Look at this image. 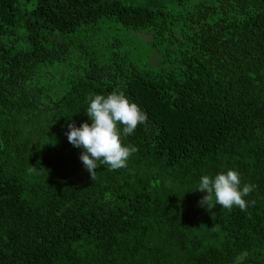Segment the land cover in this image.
Wrapping results in <instances>:
<instances>
[{
  "label": "trees",
  "instance_id": "obj_1",
  "mask_svg": "<svg viewBox=\"0 0 264 264\" xmlns=\"http://www.w3.org/2000/svg\"><path fill=\"white\" fill-rule=\"evenodd\" d=\"M115 90L147 119L93 181L66 132ZM229 168L247 209L201 206L200 177ZM245 251L264 264V0H0V264Z\"/></svg>",
  "mask_w": 264,
  "mask_h": 264
},
{
  "label": "clouds",
  "instance_id": "obj_2",
  "mask_svg": "<svg viewBox=\"0 0 264 264\" xmlns=\"http://www.w3.org/2000/svg\"><path fill=\"white\" fill-rule=\"evenodd\" d=\"M86 104L85 114L91 123L84 122L79 127L70 123L66 136L70 144L82 149L79 159L94 181L100 165H106L109 171L127 167L130 156L138 149L131 144L124 145V138L132 135L137 126L146 121L147 115L119 90L106 96L90 93ZM254 188L251 184L242 186L239 172L229 168L214 177L202 175L196 191L206 193L199 201L201 206L207 207L215 199V204L224 209L231 211L235 206L245 211L249 202L244 197ZM247 255L246 251L241 252L235 257V264H242Z\"/></svg>",
  "mask_w": 264,
  "mask_h": 264
},
{
  "label": "rangeland",
  "instance_id": "obj_3",
  "mask_svg": "<svg viewBox=\"0 0 264 264\" xmlns=\"http://www.w3.org/2000/svg\"><path fill=\"white\" fill-rule=\"evenodd\" d=\"M138 43H140V45H144V44H143L144 42L142 43V42H139V41H138Z\"/></svg>",
  "mask_w": 264,
  "mask_h": 264
}]
</instances>
